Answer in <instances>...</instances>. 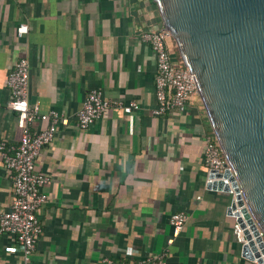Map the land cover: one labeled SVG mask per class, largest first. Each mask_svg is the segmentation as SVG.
Masks as SVG:
<instances>
[{
    "label": "crops",
    "instance_id": "1",
    "mask_svg": "<svg viewBox=\"0 0 264 264\" xmlns=\"http://www.w3.org/2000/svg\"><path fill=\"white\" fill-rule=\"evenodd\" d=\"M21 24L28 32L18 37ZM161 27L152 0H0V139L11 151L22 136L6 87L21 56L29 63V106L69 119L36 161L49 178L48 199L37 211L42 233L28 264L130 263L163 253L168 264H252L232 233L230 196L207 189L211 129L199 98L183 112L151 114L155 57L140 35ZM91 89L112 105L80 130L76 113ZM132 101L138 109L127 114L122 107ZM11 202L0 159V210ZM173 213L186 221L168 245ZM0 264H23L12 235L0 234Z\"/></svg>",
    "mask_w": 264,
    "mask_h": 264
},
{
    "label": "water",
    "instance_id": "2",
    "mask_svg": "<svg viewBox=\"0 0 264 264\" xmlns=\"http://www.w3.org/2000/svg\"><path fill=\"white\" fill-rule=\"evenodd\" d=\"M152 1L193 76L232 171L231 185L246 204L252 234L244 231L248 243L241 247L242 257L264 264V241L258 237L259 231L264 237V0ZM207 189L227 192L228 186L214 181Z\"/></svg>",
    "mask_w": 264,
    "mask_h": 264
},
{
    "label": "built area",
    "instance_id": "3",
    "mask_svg": "<svg viewBox=\"0 0 264 264\" xmlns=\"http://www.w3.org/2000/svg\"><path fill=\"white\" fill-rule=\"evenodd\" d=\"M27 32L28 27L25 24L19 25L16 29L18 37L24 36ZM140 39L149 46L155 57L154 93L156 105L151 114L157 117L173 112H183L189 102L198 97L197 87L192 74L184 67L185 65L179 57L176 60L173 58L169 45V42L172 41L169 33L163 27L151 29L142 32ZM28 79L29 63L25 56H21L7 75L6 87L9 91L8 108L17 114V124L22 131V136L11 151L7 149L5 140L0 139V159L5 170L9 173L12 189V202L9 210H0V234L12 235L15 238L21 248L23 264L29 263L35 243L42 233L37 211L48 199L43 188L49 178L36 170V161L42 149L53 141L59 126L67 127L69 125V119L56 111L41 114L38 105L29 106ZM116 104L121 105V103ZM111 105L112 102L105 98L99 89H91L76 113L77 128L87 129L91 123L101 118ZM122 108L125 113L130 114L138 109V105L132 101ZM34 121L40 122L39 130L30 129V124ZM203 164L208 170V175H221L219 178H209L207 175L206 185L214 181H222L224 185L228 186V191L225 192L230 196L227 214L234 219L232 233L236 243L242 247L248 243L244 231H250V225L247 223L244 213L247 207L242 198H238L241 196V192L231 185L232 171L211 130L204 135ZM226 172L229 173V176L223 177ZM239 218L244 226L238 222ZM185 221L184 213H173L170 216L169 224L172 228V236L167 242L168 245L172 244L173 238L182 231ZM250 233L252 234L251 231ZM258 237L264 241L260 231ZM252 239L255 240V237ZM100 264L168 263L163 253L156 257H145L130 263L104 257Z\"/></svg>",
    "mask_w": 264,
    "mask_h": 264
}]
</instances>
